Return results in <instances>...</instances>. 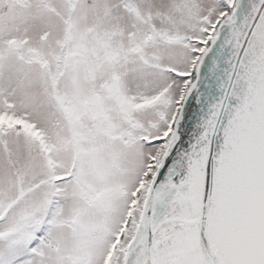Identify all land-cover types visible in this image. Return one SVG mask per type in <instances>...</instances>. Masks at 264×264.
Returning a JSON list of instances; mask_svg holds the SVG:
<instances>
[{
    "label": "snow or ice",
    "instance_id": "6c2138e0",
    "mask_svg": "<svg viewBox=\"0 0 264 264\" xmlns=\"http://www.w3.org/2000/svg\"><path fill=\"white\" fill-rule=\"evenodd\" d=\"M0 264H264V0H0Z\"/></svg>",
    "mask_w": 264,
    "mask_h": 264
}]
</instances>
